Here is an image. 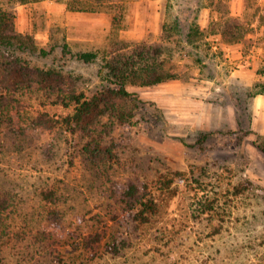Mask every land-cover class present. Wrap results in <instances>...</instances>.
<instances>
[{"label":"rangeland","instance_id":"1","mask_svg":"<svg viewBox=\"0 0 264 264\" xmlns=\"http://www.w3.org/2000/svg\"><path fill=\"white\" fill-rule=\"evenodd\" d=\"M0 6L14 12L15 31L32 46L7 51L60 69L88 93L119 53L158 51L178 74L127 84L139 102L122 101L134 124L116 125L105 140L116 142L110 166L94 164L66 125L46 127L45 114L72 113L73 103L38 90L15 95L19 109L0 118V196L11 202L14 230L0 239V264H264V152L255 143L264 133L257 137L249 125L264 59L256 48L246 58L255 40L264 43V0ZM237 49L245 59L232 58ZM91 50L98 52L92 62L76 55ZM248 180L252 189L238 191ZM129 182L155 204L145 221L125 202ZM90 236L101 240L88 247ZM113 239L116 254L104 248Z\"/></svg>","mask_w":264,"mask_h":264},{"label":"trees","instance_id":"2","mask_svg":"<svg viewBox=\"0 0 264 264\" xmlns=\"http://www.w3.org/2000/svg\"><path fill=\"white\" fill-rule=\"evenodd\" d=\"M14 18L13 11L0 6V118L11 117L15 110L19 109L22 100L19 101L15 98L19 91L38 90L57 94L65 106L73 103V112L59 115V118L45 114L48 115L47 118H44L46 127L50 129L62 124L79 134L85 141L82 145L84 153H87L90 160L97 166H110L116 163L118 158L116 142L112 140L105 144V140L116 125L132 126L134 124L135 112L126 107L122 101L139 102V95L128 90L127 84L153 85L176 78L178 74L172 68L173 64L165 67L164 58H158L160 56L158 51L151 56H145L142 51H135L127 58L119 53L115 56L116 64L108 62L109 64L104 65V67L110 68L111 72L108 71L102 76L103 82L100 87L88 93L78 88L73 80L66 79L60 69L44 68L32 64L20 55H14L10 50L7 51L10 47L15 49L14 45L17 43L32 47L15 31ZM40 53L45 54L46 50L40 48ZM76 55L84 62H92L97 59L98 52L94 50L82 51ZM258 73L262 75L264 70H260ZM253 86L258 90L252 93V96L264 93V80L257 81ZM255 135L259 137L262 134L256 132ZM203 138L206 136L201 139ZM255 143L264 152V143L259 140H255ZM252 185L253 182L248 180L247 183L241 184L242 188L240 187L238 191L246 188L252 189ZM138 191L139 185L129 182L127 189L129 197L125 199V202L129 209L134 211L135 218L145 221L147 220L146 209L150 207L147 210L151 211L155 204L152 201L148 203V200L142 198ZM138 205L143 207L137 208ZM11 214L12 206L9 198L0 196V239L8 237L14 231L11 228ZM100 240L99 237L90 236L86 246L90 247L94 242ZM104 248L113 254L120 252V246L116 239L105 242Z\"/></svg>","mask_w":264,"mask_h":264},{"label":"crops","instance_id":"3","mask_svg":"<svg viewBox=\"0 0 264 264\" xmlns=\"http://www.w3.org/2000/svg\"><path fill=\"white\" fill-rule=\"evenodd\" d=\"M237 2H242L243 0H236ZM240 10H235V14L240 13ZM234 44H237L236 42ZM232 44H228L225 46L226 49H230L232 46ZM257 49L255 52V57H257V59H260V61H262V59H264V43L261 42H257L256 40L254 41L252 48L250 49L249 53L246 54V58L249 59L252 56V51L254 49ZM237 53L232 55V58H236L237 59H245V56L242 54L241 51H238V49L236 50ZM231 54L230 51L227 52L226 56L229 57V55ZM257 54V55H256ZM256 59V58H255ZM254 60V59H253ZM264 75H260V79L263 78ZM264 79V78H263ZM253 104H254V109H253V113H252V117L250 118V128L253 129L254 131H256L257 133H264V93H258L256 95L253 96Z\"/></svg>","mask_w":264,"mask_h":264}]
</instances>
